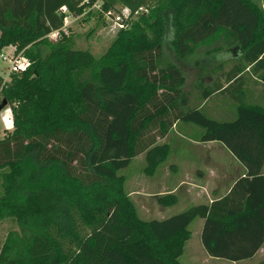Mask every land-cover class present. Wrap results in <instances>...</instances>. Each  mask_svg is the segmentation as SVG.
<instances>
[{"label": "trees", "instance_id": "1", "mask_svg": "<svg viewBox=\"0 0 264 264\" xmlns=\"http://www.w3.org/2000/svg\"><path fill=\"white\" fill-rule=\"evenodd\" d=\"M94 5L103 24L129 11L98 59L63 31L67 16ZM217 40L237 47L241 67L199 88L202 100L242 89L244 72L264 82V9L249 0H0V53L11 47L29 63L0 75L12 125L0 138V225L10 224L0 264H180L194 219L208 257L255 256L264 244V107L232 92L229 123L184 110L183 72L164 52L167 43L184 61ZM179 121L203 130L199 142L223 144L242 176L208 204L141 221L117 173L142 150L153 170L168 155L156 140Z\"/></svg>", "mask_w": 264, "mask_h": 264}, {"label": "rangeland", "instance_id": "2", "mask_svg": "<svg viewBox=\"0 0 264 264\" xmlns=\"http://www.w3.org/2000/svg\"><path fill=\"white\" fill-rule=\"evenodd\" d=\"M149 1L153 5L157 0ZM249 1L264 9V0ZM95 13L96 5L90 7L89 13L85 10L79 16H67L63 31L73 36L75 49L86 51L98 59L116 36V31L111 29L110 20L105 19L106 23L103 24ZM134 21L136 18L131 21L129 27ZM10 51L0 53V56L6 59L5 61L0 59V73L4 79L10 72H14L15 63L21 59L20 54L14 55V50ZM164 52L166 57L178 65L183 72L185 81L180 103L184 110H196L214 122L229 123L236 117V106L229 99L232 92L238 95L244 104L264 107V82L260 80L259 75L252 76L248 72L242 75V89L236 85L223 95L215 94L206 101L200 97L201 89H211L213 82H222L223 73H227L234 66L241 67L236 58L238 54L236 46L227 45L221 40L210 45L201 44L195 53L184 61L174 57L167 43H164ZM11 127V112L6 106L0 111V138L4 136L5 130L11 132ZM202 134L203 130L197 125L179 121L165 137L156 140L155 146H167L168 155L161 163L156 164L153 170L147 169L146 150H142L131 159L127 168L117 173L122 177L123 193L141 221L162 220L192 206L205 204L207 200H204L206 198L204 192L201 193L204 197L202 198L195 195L197 189L191 187L190 189V185L183 184L179 187L181 181L187 182L185 177L192 176L194 169L204 173L207 169H218L220 165L232 168L238 166L223 144L214 141L200 143L199 137ZM159 158L157 157L156 160ZM194 183L199 185L197 181ZM168 186L175 187L170 196L165 193ZM187 189L190 191L188 192ZM201 225L200 219H194L189 225L190 238L178 259L180 264H264V244L254 258L241 263L208 257L199 240ZM9 228V223L0 225V248Z\"/></svg>", "mask_w": 264, "mask_h": 264}, {"label": "crops", "instance_id": "3", "mask_svg": "<svg viewBox=\"0 0 264 264\" xmlns=\"http://www.w3.org/2000/svg\"><path fill=\"white\" fill-rule=\"evenodd\" d=\"M10 50H13V48L11 47L4 48L2 52H8ZM2 69L4 71L3 67ZM0 75L2 76L1 73ZM174 127L175 126H173V128ZM7 131L10 132V130H7ZM232 158L235 160L233 156ZM230 168L232 167H225L224 165H220L218 169H214V170L207 169L204 173H200V171H194L195 170L194 169L192 172L193 173L192 176H186L185 178L187 182L181 181L179 183L180 185L179 187H181L183 184L190 185L189 188L191 187V188L197 189V191L195 192V195L198 197H200L202 195L201 193L204 192V194L206 195V198H204L203 196L201 197L204 198V200H207L205 204H208L212 200L216 198H220L221 196L227 194L234 180L242 176L243 170L239 164L238 166L237 165L234 166L233 167L234 169L233 168L230 169ZM189 180H191V182H188ZM195 181L199 183L198 186L194 183ZM174 188L168 186V190H166L165 193L168 196L172 195ZM190 189H187L188 192L190 191ZM238 263H241V262H238Z\"/></svg>", "mask_w": 264, "mask_h": 264}, {"label": "built area", "instance_id": "4", "mask_svg": "<svg viewBox=\"0 0 264 264\" xmlns=\"http://www.w3.org/2000/svg\"><path fill=\"white\" fill-rule=\"evenodd\" d=\"M128 10L127 9H123L121 10V12L119 14H112V13H108V15H106V19L110 20L111 22V29H113L114 31H118L120 29H124V25L122 24V21L124 19H126V17L128 16ZM58 37V33H52L49 38H51L52 40H56ZM0 59L2 61H5V57L0 56ZM29 63L26 59H24L23 57H21V59H18V61L15 63L14 67H13V71L14 72H18V71H23L28 67Z\"/></svg>", "mask_w": 264, "mask_h": 264}, {"label": "water", "instance_id": "5", "mask_svg": "<svg viewBox=\"0 0 264 264\" xmlns=\"http://www.w3.org/2000/svg\"><path fill=\"white\" fill-rule=\"evenodd\" d=\"M6 107V103L5 101H2L1 104H0V111Z\"/></svg>", "mask_w": 264, "mask_h": 264}]
</instances>
